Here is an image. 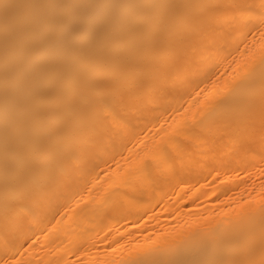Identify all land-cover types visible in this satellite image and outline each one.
Wrapping results in <instances>:
<instances>
[{
	"label": "bare ground",
	"instance_id": "1",
	"mask_svg": "<svg viewBox=\"0 0 264 264\" xmlns=\"http://www.w3.org/2000/svg\"><path fill=\"white\" fill-rule=\"evenodd\" d=\"M0 264H264V0H0Z\"/></svg>",
	"mask_w": 264,
	"mask_h": 264
}]
</instances>
